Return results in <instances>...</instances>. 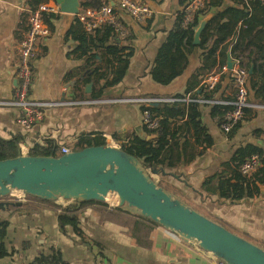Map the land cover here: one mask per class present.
Masks as SVG:
<instances>
[{
	"label": "crops",
	"instance_id": "1",
	"mask_svg": "<svg viewBox=\"0 0 264 264\" xmlns=\"http://www.w3.org/2000/svg\"><path fill=\"white\" fill-rule=\"evenodd\" d=\"M36 1L0 0L2 101L14 98L23 31L28 26V17ZM47 1L56 3V0ZM144 1L151 5L153 15L142 23L118 6L115 7L119 18L128 28L126 38L130 40L127 43L133 47L134 55L124 80L105 91L108 98L92 99L87 87L79 90L82 84L77 85L91 73L95 65L102 63L101 51H98L96 60H91L90 66L88 58L78 50V37L82 30L79 26L75 27L78 16L64 12L50 15L49 21L46 20L49 33L43 38L42 53L34 63L31 94L37 100L67 104L48 108L44 120L28 130L23 129L18 122L19 108L0 105V138L21 136L19 146L23 155L27 152L30 154L36 146L45 147L46 139L55 140L58 146L65 145L74 150L79 135L94 131L106 137L108 144L119 147L134 134L145 135L141 106L128 103H81L83 100H106L125 95L174 96L184 93L189 78L202 65V48L193 42L188 67L181 76L169 85H161L150 77L149 71L175 27L179 13L184 12L192 0L184 4L181 0H164L162 3ZM244 1L246 5L235 0H222L221 6L214 7L208 15L213 16L233 7L243 9L251 16L253 9L248 0ZM208 15H200L197 27ZM226 75L219 83L225 85V90L224 87L220 89L217 97L231 99L234 94L233 78L230 82ZM221 93H224V97H219ZM211 108V105L204 106L203 121L213 138L212 145L188 164L165 167L159 173L158 183L166 185L173 197L188 207L199 210L232 232L242 233L247 240L264 248V187H260L264 186V179L262 182L258 179L262 175H256L254 179L259 192L254 190L253 183L252 194L242 199L225 197L215 190L220 182L218 174L233 177V168L237 163L231 160L239 148L255 145L264 150V109L250 111L247 119L239 124L230 137L211 115ZM114 133H117V137H114ZM109 199L110 205L119 204L117 196ZM69 202L70 199L65 196L55 199V203L60 205ZM58 214L56 209L40 205L22 192L10 195L7 201H0V223H9L4 241L6 254L2 255L4 249L0 247V264H31L38 256L49 254L54 248L61 251L66 264H217L218 261L214 254L197 242L165 226L156 227L150 233L148 245L141 247L124 226L103 219L102 213L96 208H88L80 216L81 228L89 240L84 242L72 227L68 228L67 233L61 230Z\"/></svg>",
	"mask_w": 264,
	"mask_h": 264
},
{
	"label": "trees",
	"instance_id": "2",
	"mask_svg": "<svg viewBox=\"0 0 264 264\" xmlns=\"http://www.w3.org/2000/svg\"><path fill=\"white\" fill-rule=\"evenodd\" d=\"M40 1L37 0L36 5L32 9H36ZM106 1L110 2V0H81V5L82 8H98ZM149 1L162 3L164 0ZM189 1L181 0L182 4ZM235 1L246 5L244 0ZM248 1L253 9L251 16H248L243 9L233 7H229L212 16L201 35L202 65L189 78L184 93L176 94L174 95L175 97L190 96L192 99L217 97V94L221 92L220 89L224 87L225 90V85L219 84L215 89L209 90L204 84V80L207 74L219 67L226 66L227 57L230 54L232 57L243 56L246 61L245 67L248 71L253 68V74L249 76L247 84L249 99L253 102L264 103V3L260 0ZM221 4L222 0L208 2L200 10V14H198L199 12L197 13L194 22L190 24L184 23V12L181 11L179 13L175 27L170 32L167 41L160 48L149 71L150 77L155 82L161 85H169L184 73L188 67L194 47V34L200 21V15H208L214 7H220ZM48 17L46 20L49 21ZM242 20L243 22L240 25L239 23ZM75 22V27L79 26L82 29L78 37V50L81 51L84 57L88 58L90 66L92 65L91 60H96L98 51H101L102 54V63L95 65L91 69V73L77 83V85L79 83L82 84L79 90L92 85V90L88 93L90 98H108L105 91L120 84L128 72L134 55L133 47L127 43L130 38L121 37L119 32L109 24H103L101 27L88 32L78 17ZM227 77H229L231 82L233 78L232 72H228ZM219 97H224V93H221ZM204 106L198 101H191L153 107L152 110L154 112L163 116L160 127L156 130H150L143 126L145 135L134 134L133 137H129L122 142L121 150L136 159L142 168L147 165L158 173L165 167L175 168L182 165V163L188 164L192 162L197 155L205 152L207 147L213 143V138L208 133L203 121ZM211 107V115L213 117L218 116L220 122L223 120L226 111L231 108V106L219 104ZM140 109L143 111L145 107ZM246 111L250 113L249 109ZM238 126L239 124L229 132L228 135L230 137ZM149 135H156V138L148 139ZM114 137H117V133H114ZM191 138H193L192 141ZM76 139L74 150L84 149L93 145L108 144L106 137L98 131L81 134ZM21 140V136L17 135L10 139L0 138V160L20 156L19 145ZM45 143V147L36 146L33 148L30 155L53 156L59 146L52 139H46ZM252 154L261 155L264 161V150L262 148L255 145L239 148L231 160L237 163V166L235 165L233 168V177H224L222 173L218 174L217 178L220 182L215 187V190H218L225 197L242 199L245 195L252 194L254 183V190L259 192L258 184L256 180L254 182V179L256 175H262V178L258 179L261 182L263 181L264 167L252 179H247L239 171V165ZM158 184L171 194L167 190L166 185ZM27 195L40 205L56 209L59 212L58 219L61 230L67 233L68 228L72 227L74 233L84 242H89V240L81 228L80 216L88 208H96L102 213L103 219L112 220L124 226L136 244L141 247L147 246L150 240V233L156 227L162 226L152 218L142 214L139 210L134 212L126 209L121 204L112 206L105 200H87L79 197L70 199V202L66 205H60L55 203V198ZM9 198V195L0 197V201H7ZM197 211L199 212V210ZM8 224L7 221L0 223V247L4 249L2 255L6 254L4 241ZM31 264L66 263L62 258L61 251L54 248L51 253L38 256Z\"/></svg>",
	"mask_w": 264,
	"mask_h": 264
},
{
	"label": "water",
	"instance_id": "3",
	"mask_svg": "<svg viewBox=\"0 0 264 264\" xmlns=\"http://www.w3.org/2000/svg\"><path fill=\"white\" fill-rule=\"evenodd\" d=\"M144 1V0H141ZM64 13L81 11V0H56ZM115 5V0H110ZM212 15L195 30L194 44ZM235 61L230 55L227 67ZM253 74V68L249 71ZM92 85L87 86V91ZM156 135H149L154 139ZM158 173V172H157ZM261 188L264 186L261 185ZM22 191L46 198L65 196L87 200H105L116 195L119 204H128L162 226L197 242L203 249L231 264H264V248L239 237L223 225L188 207L166 192L143 171L140 163L121 147L93 145L63 156L20 155L0 160V197Z\"/></svg>",
	"mask_w": 264,
	"mask_h": 264
},
{
	"label": "built area",
	"instance_id": "4",
	"mask_svg": "<svg viewBox=\"0 0 264 264\" xmlns=\"http://www.w3.org/2000/svg\"><path fill=\"white\" fill-rule=\"evenodd\" d=\"M212 0H192L187 4L184 11V23L190 24L196 19L197 13L202 10L208 2ZM264 3V0H260ZM116 5L110 2H103L98 8H82L78 16L88 32L101 27L103 24L113 26L121 37H126L128 28L126 24L119 18L115 7L118 6L125 13L132 16L137 22L142 23L148 21L153 10L149 3L141 0H115ZM62 13L60 5L56 2L50 3L47 0H42L36 9L31 11L28 17V26L23 31L22 46L19 55L17 87L14 98L10 101L0 100V105L14 106L20 109L18 122L23 129H31L34 125L42 122L45 118L48 108L55 106H63L67 102H56L50 100H37L32 97V86L34 80V63L42 53L41 43L44 37L49 33L47 29L46 18L50 15ZM235 61L232 70L227 66L219 67L218 70L212 71L206 75L204 84L209 90L215 89L222 82L223 76L228 72H232L234 94L231 99L211 98V99H192L190 96L175 97V96H125L116 97L106 100H86L81 103L94 104L97 102L107 103H128L136 104L145 107L143 113V126L150 130H156L160 127L163 116L152 110L153 107H158L164 104L188 103L198 101L203 105H228L231 106L226 111L223 120L220 122L219 117H215L220 124L221 129L226 134L229 133L235 126L242 123L250 115L246 110L255 112L257 109H264V103L250 101L248 90V79L250 73L245 67V59L243 56L232 57ZM73 149L65 145H59V148L54 152L53 156L60 157ZM29 154V152H27ZM26 155V154H24ZM264 167V161L261 155L252 154L247 157L240 165L239 171L247 179H251ZM143 171L156 183L159 181V173L152 170L150 166H143ZM22 191H12V194ZM25 194L24 192H22ZM9 195V196H10ZM217 264H231L225 260L217 261Z\"/></svg>",
	"mask_w": 264,
	"mask_h": 264
},
{
	"label": "rangeland",
	"instance_id": "5",
	"mask_svg": "<svg viewBox=\"0 0 264 264\" xmlns=\"http://www.w3.org/2000/svg\"><path fill=\"white\" fill-rule=\"evenodd\" d=\"M112 146H113V145H112ZM116 147H119V146H116ZM167 189H168V188H167ZM114 196H116V195H114ZM109 200H111V199H109ZM124 207H125L126 209L131 210V211L138 212V210H137L136 208H134V207L128 205L127 203L124 204ZM199 212H200V211H199ZM200 213H202V212H200ZM202 214H203V213H202ZM209 218H210V217H209ZM210 219H212V218H210ZM213 220H214V219H213ZM214 221H215V220H214ZM231 232H232V231H231ZM232 233L238 235L239 237H242V238H244V239H247V238L243 237V234L240 233V232H232Z\"/></svg>",
	"mask_w": 264,
	"mask_h": 264
},
{
	"label": "bare ground",
	"instance_id": "6",
	"mask_svg": "<svg viewBox=\"0 0 264 264\" xmlns=\"http://www.w3.org/2000/svg\"><path fill=\"white\" fill-rule=\"evenodd\" d=\"M109 198H110V197H109ZM109 198H108V199H109Z\"/></svg>",
	"mask_w": 264,
	"mask_h": 264
}]
</instances>
